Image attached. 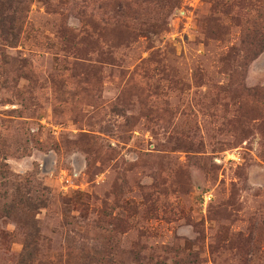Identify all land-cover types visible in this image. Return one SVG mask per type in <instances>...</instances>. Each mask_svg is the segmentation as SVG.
Returning <instances> with one entry per match:
<instances>
[{"label":"rangeland","instance_id":"obj_1","mask_svg":"<svg viewBox=\"0 0 264 264\" xmlns=\"http://www.w3.org/2000/svg\"><path fill=\"white\" fill-rule=\"evenodd\" d=\"M264 0H0V264H264Z\"/></svg>","mask_w":264,"mask_h":264},{"label":"trees","instance_id":"obj_2","mask_svg":"<svg viewBox=\"0 0 264 264\" xmlns=\"http://www.w3.org/2000/svg\"><path fill=\"white\" fill-rule=\"evenodd\" d=\"M263 43H264V34H263Z\"/></svg>","mask_w":264,"mask_h":264}]
</instances>
